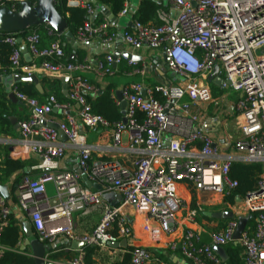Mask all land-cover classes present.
<instances>
[{
    "label": "built area",
    "instance_id": "built-area-1",
    "mask_svg": "<svg viewBox=\"0 0 264 264\" xmlns=\"http://www.w3.org/2000/svg\"><path fill=\"white\" fill-rule=\"evenodd\" d=\"M22 1L25 0H0V3L14 6ZM154 1L160 5L159 22L143 23L133 18L132 30L125 29L122 38L133 50L144 46L161 49L167 68L179 80L152 88L140 82L126 84L121 90V100L126 101L123 116L127 122L122 121L115 128L92 111L85 93L97 89L83 72L113 76L126 61L133 73H144L132 56L108 52L93 60L71 62L59 38L41 46V34L31 28L22 37L31 55L30 65L25 66L21 41L13 34L5 36L12 47L8 67L13 79L10 92L31 112L29 118L18 122L22 145L38 160L28 166L29 173L16 185V203L29 217L39 241L59 242L64 237L69 244L78 240L97 249H112L111 254L130 252L132 264H169L154 247L137 242L135 217L153 246L173 234L168 249L180 253L192 264H225L213 246L227 249L235 244L240 219L254 216V227L246 225L235 245L241 248L245 264H264V0ZM67 5L86 11L84 24L75 34L81 44L95 38L110 43L119 36L111 21L102 12L100 15V6L91 0H67ZM132 10L131 0H123L119 16ZM216 66L223 79L220 90L231 88L238 93L231 106L227 94L214 95V83L209 77ZM3 68L0 64V72ZM36 70L56 77L68 74L69 101L60 103L52 94L43 102L23 93L15 75L18 71L21 75H32ZM154 91L164 99L156 98ZM74 104L78 109L56 121L58 128L47 124L53 122L51 114L55 108L65 111ZM229 108L233 110V129L229 130L223 122L222 138L200 128L210 109L220 118L228 115ZM138 111L145 114L142 124L135 122ZM97 127L112 129L119 139L120 131L128 130L131 152L128 165L119 159L92 158L93 143L87 142L81 129ZM59 130L67 136V142L79 148V166L90 180L102 186L101 191L87 187L76 171L60 167L67 142L60 139ZM221 145H228L226 152ZM237 161L263 164L257 184L261 190L237 197L233 203L226 200L227 211L233 217L205 241L202 230L193 226L200 212L187 200L180 185L231 196L238 182L230 177V168ZM30 171L38 174L34 176ZM49 183L55 187L52 195L47 191ZM111 191L123 197L115 206L104 199V194ZM0 206L1 255L5 248L1 234L11 212L3 195ZM95 210H101V219L93 231L77 233L73 214ZM122 240L127 241L129 250L109 246ZM75 251L78 254L72 259H55L50 250L45 255V264H87L85 251Z\"/></svg>",
    "mask_w": 264,
    "mask_h": 264
},
{
    "label": "crops",
    "instance_id": "crops-1",
    "mask_svg": "<svg viewBox=\"0 0 264 264\" xmlns=\"http://www.w3.org/2000/svg\"><path fill=\"white\" fill-rule=\"evenodd\" d=\"M139 1L140 0H131V7H133L134 11L139 5ZM133 15L134 14L131 12L128 15L118 16L119 25L114 27L119 32V36L113 42L107 43L101 38H95L91 40L90 46L83 45L80 43L79 47H77V48H83L86 52L85 58H89L92 60L97 57L103 56L105 53L108 52H111L114 55L115 53L118 54L121 53L126 55L129 54L130 57L132 56L137 61L138 65L144 69V73H133L132 71L133 68L125 61L118 67L117 73L113 76L100 77L94 71L83 72L85 73L87 78L95 85L96 89H100V91L107 88L109 85H112L113 86L112 91L114 92V95L116 96L120 104L122 102V100L120 99V96H122L121 90L128 83L140 82L143 84L144 87L152 88L160 84L170 85L171 83L173 82L175 83V81L179 80L178 77L167 68L163 58V51L161 49H150L149 47L144 46L139 50H133L132 48L126 45V43L122 38V33L125 29L128 28L132 29V27L130 26V22H132L134 18ZM45 27L49 31V35H55L51 33L50 28L47 25ZM52 41L54 40H51L50 42ZM50 42H48L46 45L50 44ZM24 46L25 43L23 40H21V49ZM75 49L76 48H74L73 51H75ZM23 56H24V65L25 66L30 65L31 61L29 62L27 61L25 54H23ZM8 71H10L11 74H7ZM23 73L25 72L23 71ZM33 74L37 75L39 82L42 86V92L45 91V93H47L46 97H42V98L37 97V98L45 102L49 97L48 94L50 93L51 87L48 81L44 80V78L45 77L57 78V77L42 70H36L33 72ZM60 77L62 82V93H63V78L67 79V84H68L69 76L68 74H64ZM12 80H13L12 71L9 69L7 70L4 67L3 70L0 72L1 88L3 87L4 91L10 93V88H11L10 85L12 83ZM218 87L219 86L217 85V88L214 90V92L217 93L219 91L221 92L220 88ZM220 92L218 93L219 95H217L216 97L222 96ZM64 96L65 98H67V100L63 102H60L58 100L60 103H65L69 101V97H67L66 95ZM56 97L57 99H59L58 96ZM228 99L230 101V106H231L232 103L237 98L229 97ZM15 103L17 106L11 108L10 117L16 118L17 123L22 119L29 118L31 112L30 109L25 105V103L24 102L23 103L15 102ZM77 109H78L77 104H74V107H72V109H65V111L57 110L55 108L51 114L53 122L63 119L66 116V114L69 112L74 114ZM229 110H228L229 113L227 111L228 115L224 114L220 118H218L217 116L214 115L213 109H210L209 112L206 114L205 119L200 123L199 125L200 128L202 130L211 133L215 137L222 138L223 132L225 131V128L222 123L226 122V126H229L230 121H232L230 120V118L233 116L231 115V112L233 110L232 108H229ZM14 130L15 132L13 135L0 133V159H4V158L21 159V160L33 159L34 162L32 164L36 163L38 160L34 159L31 156V154L27 151V148L23 147L22 145L19 128L14 127ZM81 133L85 134V136L87 137V142L89 141L93 143V152H92L93 159H103V160L119 159L123 163L127 165L129 164V161L131 159L130 158L131 152L129 151V134L127 129L120 131L119 133L120 139L117 138L114 135V133H112V129L110 130L102 127L93 128L91 130L81 129ZM62 141L67 142V140L66 141L62 140ZM224 146L225 145H221L222 151L226 152L228 146L227 148ZM59 164L60 167L63 169H69L75 171L77 165H79V148L67 142L66 155L60 160ZM31 173L34 176L38 174L36 172H31ZM11 183L8 184L11 194V199H9L8 201L6 200V202L10 206L11 211L15 212L17 217L21 219L22 223L30 222L29 217L25 213L20 211L17 203L14 202L13 200V196H15L16 192L11 190ZM180 189L187 198V200H189V202L192 204V206L197 208L200 212L197 223L193 226L202 230L203 239L205 241H209L210 240L209 234L211 232L221 229L229 218H221V219L215 218L207 215L206 212L216 213V212L227 211L228 207L225 204L226 197L215 192H199L196 191L194 188L193 189L189 188L185 184H181ZM47 191L50 195H52L55 192V187L52 183H49L47 185ZM116 194L120 195V193H118L117 191ZM127 211L129 213L131 212L130 209H127ZM75 217H76L75 224H76L77 233L91 232L98 224L99 219L101 217V212L100 210H95L94 212L88 214L79 212L76 213ZM135 218L137 225L138 223L137 217ZM82 222H86V225L84 227L83 226L81 227ZM254 224L255 221L253 219V223H252L253 227ZM78 225L80 226V228L78 227ZM136 225H135V234L138 243H141L142 245L148 247L152 246L157 251H161L166 257H168L167 262L169 264H188V262H190L189 260L185 259L180 253L172 252L168 249V243L174 238L173 234L165 236L160 244L153 246L149 236L146 233H144L142 229H139L141 231V233H139ZM246 225H251L249 224V220H247ZM139 234H142V237ZM26 238L27 237H25V239ZM25 239L23 240V242L25 241ZM64 240L65 238L61 237L59 239L58 244H61L62 241ZM98 250L105 252V254L108 253L106 249L105 250L98 249ZM97 264H102V263L98 261Z\"/></svg>",
    "mask_w": 264,
    "mask_h": 264
},
{
    "label": "trees",
    "instance_id": "trees-1",
    "mask_svg": "<svg viewBox=\"0 0 264 264\" xmlns=\"http://www.w3.org/2000/svg\"><path fill=\"white\" fill-rule=\"evenodd\" d=\"M1 5L2 4L0 3V6ZM6 5L15 10H18L20 6L18 3L13 6V4L9 2H7ZM96 6H107L114 15L119 16V13L123 8V0H97ZM159 6V3L154 0H140L138 7L134 11L133 17L142 21L143 23H158L157 10ZM56 7L61 15L66 19L69 30L76 34L77 29L84 24L86 19L85 9L80 7H69L67 5V0H57ZM100 15H102L101 12ZM97 20H99V18H97ZM45 26L46 25H39L34 27V29H36L42 36L41 46H46V44L51 40L59 38L62 42V46L65 50L68 61H82L85 58L86 52L83 48H76V57L71 58L74 48L70 44L66 43L65 35H49V31ZM128 30L132 29L128 28ZM27 31L28 29L15 34H10L17 36L18 38H22L25 36ZM7 35L9 34H0V64L8 70L12 47L5 41V36ZM18 73L21 74L22 72L18 71ZM7 74H11V72L8 71ZM44 80L48 81L51 87L50 93L48 95L53 94L58 96V100L60 102L67 100V98H65L62 93V82L60 77H45ZM16 83L19 86V89L29 96L42 98L46 97L47 95L45 91L39 92L32 82L17 81ZM112 87V85H109L102 91L97 89L95 92H86L85 97L87 102L91 105L92 111L102 115L109 121L110 125L115 128L122 124L123 114L120 108V103L114 96ZM212 88L215 90L217 85L212 84ZM214 93L215 96L219 95V92ZM154 94L156 98L160 100L164 99L159 92L154 91ZM16 106V103L9 99L8 92L4 91L0 84V133L10 135L14 134L15 130L10 116L11 108ZM144 119L145 114L138 111L135 116V122L137 124H142ZM33 162V159H0V184L8 185L12 182L11 190L14 191L16 185L20 183L26 174L29 173H25V167L30 166ZM262 167L263 164L261 162H234L230 168V177L234 180H237L238 186L234 189V192L231 196L226 197V200L233 203L236 201L237 197L243 198L247 193L256 190L259 181V175L262 172ZM31 172L30 174H32ZM13 200L14 202H17L16 196H13ZM1 210L2 207L0 206V211ZM253 219L254 216L249 218V224L252 225ZM34 235L36 237V234ZM25 237L26 234L22 221L19 217H17L15 212L11 211L8 214V223L3 228L1 234V243L5 248L2 250L0 255V264H36L34 258L31 255V250L29 247H26L24 250L20 249ZM127 249L129 250V248ZM83 250L86 254L85 261L87 264H97L98 261L102 264H132L130 252H123L116 255L109 253L112 251V249H108V253L105 254V252H102L91 245H86ZM158 252L163 260L168 261V257H166L161 251ZM77 254L78 251L72 250L68 242L58 244L56 249L51 250V257L55 259H72L76 257ZM227 254L228 260L225 262V264H245L244 255L238 245H229V247H227Z\"/></svg>",
    "mask_w": 264,
    "mask_h": 264
},
{
    "label": "water",
    "instance_id": "water-1",
    "mask_svg": "<svg viewBox=\"0 0 264 264\" xmlns=\"http://www.w3.org/2000/svg\"><path fill=\"white\" fill-rule=\"evenodd\" d=\"M56 1L57 0H36L34 3L30 0H25L20 3L19 9L14 10L8 5H1L0 6V34L1 33H18L25 31L30 28H34L39 25H47L50 28V31L52 34L57 35H65L66 37V43L70 44L72 47L77 48L80 45V42L76 39L75 34L69 30L68 23L66 19L61 15V13L57 10L56 7ZM94 4H97V0H91ZM100 12L106 16L113 26H118L119 24V17L114 15L113 12L106 6H100ZM134 14V10L131 11ZM173 15V12H172ZM130 26H133V23L130 22ZM19 40L21 41L22 38L20 37ZM85 45H91V41H87ZM23 54L26 55L27 61H31V55L26 47V45L21 49ZM118 53H115L117 56ZM130 57V55H127ZM76 53L75 51L72 52L71 58H75ZM216 75H219V66H216L214 68L213 73L210 75L209 79L216 85L220 86L223 82L222 77L219 75L218 77ZM216 76V77H215ZM15 81H23V82H32L34 83L36 89L39 92H42V86L39 82V79L37 75H21L17 74L14 77ZM144 92V91H143ZM63 93L67 97H69L68 93V84L67 79L63 78ZM9 98L15 103H23L21 100H18L15 95L10 92ZM121 99V96H120ZM121 109L122 114L125 115V107H126V101L122 100L121 102ZM12 123L14 124L15 128H18V123L16 118H11ZM127 119L125 116H123V123L126 124ZM49 126L53 128H58L57 122H49L47 123ZM59 136L61 140L66 141L67 136L62 130H59ZM228 146V145H227ZM225 145L224 147L227 148ZM29 167H25L24 171L25 173L29 172ZM75 171L81 175V179L84 182V184L87 187L94 188L96 190L101 191L102 186L98 182H94L89 179L88 175L82 171V168L77 165V168ZM260 187H256V191H260ZM0 193L3 195L5 200L11 199V194L9 190L8 185H2L0 184ZM122 195L116 194L114 191L107 192L104 194V199L109 202L111 205L115 206L119 202L122 201ZM207 215L215 217V218H232L233 213L231 211H225V212H206ZM247 220L245 218L240 219L238 228L236 230V233L234 235L235 244H238V240L241 236V233L246 227ZM23 228L26 234V239L20 246L21 250H24L26 247H29L31 250V255L34 258V261L36 264H45V255L47 252H49L52 249H56L58 242H51V243H44L39 241L35 235L34 230L30 224V222H23ZM67 242V240L62 241V243ZM71 248L73 250H80L83 249L87 244L85 242H81L78 240H72ZM127 241L122 240L121 242H111L109 243V246L114 249L118 248H127ZM213 250L215 253H217L221 259L226 262L228 260V254L227 250L224 247L214 245ZM188 264H192L191 262H188Z\"/></svg>",
    "mask_w": 264,
    "mask_h": 264
},
{
    "label": "rangeland",
    "instance_id": "rangeland-1",
    "mask_svg": "<svg viewBox=\"0 0 264 264\" xmlns=\"http://www.w3.org/2000/svg\"><path fill=\"white\" fill-rule=\"evenodd\" d=\"M218 88H220V87H218ZM220 92V91H219ZM221 95H223V94H227L228 95V98L229 97H231V98H237V95H238V93H236V92H234L231 88H229V89H226V90H222L221 89ZM234 118V116H232L231 118H230V120H232ZM232 124V121H230V125L229 126H227V128L229 129V130H232L233 129V126L231 125ZM76 216V213H74L73 214V217H74V220H75V217ZM100 219H101V217H100ZM100 219H99V221H100ZM77 221V220H76ZM86 225V222H82L81 223V227L83 226H85ZM76 226V225H75ZM137 229H138V231H139V233H141V231L139 230V229H142L141 228V225L140 224H138L137 223ZM78 227L80 228V226L78 225ZM139 235H141V237H142V234H139ZM139 244H141V243H139Z\"/></svg>",
    "mask_w": 264,
    "mask_h": 264
}]
</instances>
